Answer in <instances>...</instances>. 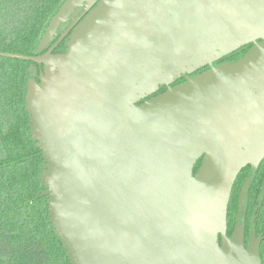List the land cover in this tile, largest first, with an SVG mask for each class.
<instances>
[{"label":"water","instance_id":"1","mask_svg":"<svg viewBox=\"0 0 264 264\" xmlns=\"http://www.w3.org/2000/svg\"><path fill=\"white\" fill-rule=\"evenodd\" d=\"M79 8L64 54L0 53L44 66L25 109L69 263L262 264L228 208L264 159V0H66L40 51Z\"/></svg>","mask_w":264,"mask_h":264},{"label":"trees","instance_id":"2","mask_svg":"<svg viewBox=\"0 0 264 264\" xmlns=\"http://www.w3.org/2000/svg\"><path fill=\"white\" fill-rule=\"evenodd\" d=\"M65 2L0 0V53L44 55L59 37H54L43 51L39 50L40 42ZM80 12L81 8L77 9L69 22ZM250 48L244 46L214 66L235 62ZM39 70L40 65L33 62L0 57V264H70L50 225L48 199L43 196L45 188L40 180L44 160L31 138L25 109L28 83L34 81ZM185 81L183 76L175 85ZM165 90L162 87L154 96ZM200 165L201 160L194 173Z\"/></svg>","mask_w":264,"mask_h":264},{"label":"flooded vegetation","instance_id":"3","mask_svg":"<svg viewBox=\"0 0 264 264\" xmlns=\"http://www.w3.org/2000/svg\"><path fill=\"white\" fill-rule=\"evenodd\" d=\"M82 12L83 8H81V12L78 17L82 14ZM74 21L75 19L73 22ZM73 22L63 24L64 30L61 29L62 25L60 26L55 36L59 37L56 43L69 30ZM69 38L70 34H68L54 48L56 45L55 43L47 52L52 50V55L64 54L67 49ZM43 73L44 66H40L38 75L34 79L37 84L40 83V77ZM198 73L199 71L191 76L194 77ZM228 225L232 228V232L235 227L243 226L245 231L246 248L249 246L252 234L260 241L261 261L262 264H264V159L257 168L248 166L239 174L231 194L228 208Z\"/></svg>","mask_w":264,"mask_h":264}]
</instances>
